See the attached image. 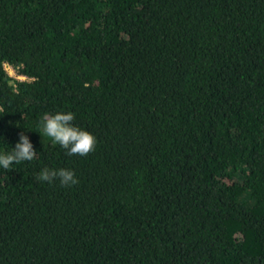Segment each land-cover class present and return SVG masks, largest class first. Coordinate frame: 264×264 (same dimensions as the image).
Returning a JSON list of instances; mask_svg holds the SVG:
<instances>
[{
	"label": "trees",
	"instance_id": "trees-1",
	"mask_svg": "<svg viewBox=\"0 0 264 264\" xmlns=\"http://www.w3.org/2000/svg\"><path fill=\"white\" fill-rule=\"evenodd\" d=\"M21 133L0 264H264V0H0V153Z\"/></svg>",
	"mask_w": 264,
	"mask_h": 264
},
{
	"label": "clouds",
	"instance_id": "clouds-1",
	"mask_svg": "<svg viewBox=\"0 0 264 264\" xmlns=\"http://www.w3.org/2000/svg\"><path fill=\"white\" fill-rule=\"evenodd\" d=\"M75 115L72 112L45 114L42 118V133L52 142L67 150L69 156H86L95 150L97 140L90 132L75 126L72 122ZM36 152L27 137L21 133L19 142L10 152L0 153V168L9 170L13 163L19 164L35 159ZM39 181L52 183L59 180L61 186L70 187L78 183L73 171L68 169H49L45 167L37 176Z\"/></svg>",
	"mask_w": 264,
	"mask_h": 264
},
{
	"label": "built area",
	"instance_id": "built-area-1",
	"mask_svg": "<svg viewBox=\"0 0 264 264\" xmlns=\"http://www.w3.org/2000/svg\"><path fill=\"white\" fill-rule=\"evenodd\" d=\"M6 69H7V70L9 69L10 74H11L16 80L20 81V80H24V79H25V78L22 77V76H15L14 73H13V71H12L10 68L6 67Z\"/></svg>",
	"mask_w": 264,
	"mask_h": 264
},
{
	"label": "rangeland",
	"instance_id": "rangeland-1",
	"mask_svg": "<svg viewBox=\"0 0 264 264\" xmlns=\"http://www.w3.org/2000/svg\"><path fill=\"white\" fill-rule=\"evenodd\" d=\"M7 71L10 73L9 69Z\"/></svg>",
	"mask_w": 264,
	"mask_h": 264
}]
</instances>
